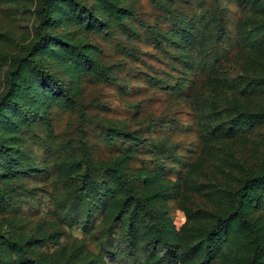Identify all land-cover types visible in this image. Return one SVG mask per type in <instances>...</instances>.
I'll list each match as a JSON object with an SVG mask.
<instances>
[{
	"label": "rangeland",
	"instance_id": "1",
	"mask_svg": "<svg viewBox=\"0 0 264 264\" xmlns=\"http://www.w3.org/2000/svg\"><path fill=\"white\" fill-rule=\"evenodd\" d=\"M31 261L264 264V0H0V264Z\"/></svg>",
	"mask_w": 264,
	"mask_h": 264
},
{
	"label": "trees",
	"instance_id": "2",
	"mask_svg": "<svg viewBox=\"0 0 264 264\" xmlns=\"http://www.w3.org/2000/svg\"><path fill=\"white\" fill-rule=\"evenodd\" d=\"M226 223H227V221H226L225 219H221V218H220V219L217 220V224H218L219 226H221V227H222V226H225ZM243 226L248 230V233L252 235V240H254V239H255V234H254V232H253V230H252L251 225H250L248 222L243 221ZM30 263H31V264H38L37 261H31Z\"/></svg>",
	"mask_w": 264,
	"mask_h": 264
}]
</instances>
